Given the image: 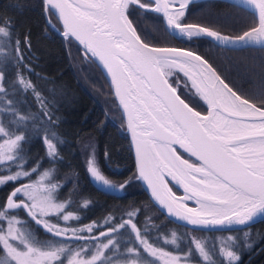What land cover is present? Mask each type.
Wrapping results in <instances>:
<instances>
[{
  "label": "snow or ice",
  "instance_id": "1",
  "mask_svg": "<svg viewBox=\"0 0 264 264\" xmlns=\"http://www.w3.org/2000/svg\"><path fill=\"white\" fill-rule=\"evenodd\" d=\"M193 2L42 0V7L49 25L54 16L62 26V38L68 43L77 42L86 59L97 60L106 68L113 94L122 109L123 127L133 141L137 169L134 178L147 183L152 197L167 214L201 229L248 225L264 215V99L257 106L255 98L233 87L208 59L195 51L146 42L137 31L131 13L134 9L162 13L168 28L188 40L206 36L228 46L264 44V0H247L255 10L256 19L248 30L235 37L188 23L185 17ZM30 35L26 31L21 38L14 23L0 21V94L8 93L9 65L16 69L19 84L31 87V82L20 72L21 69L33 71L30 67L33 57L28 55L32 52ZM177 68L191 80L189 90L195 89L206 102V114L190 106L169 83L168 77ZM261 77L264 94V67ZM36 97L41 105L45 104L38 92ZM7 103L11 106L13 102ZM9 111L13 116L18 115L14 109ZM43 114L51 122L46 108ZM26 119L19 116L21 122ZM40 139L49 158H61L58 145L49 135ZM28 140L27 129L13 130L0 122V168L7 169L0 174V187L14 185L0 206V247L12 264H65V260L67 264H121L122 256L139 258L141 250L164 264H192L188 259L191 250L183 256L173 255L149 243L148 232H141L133 222L135 211L128 212L127 219L122 217L118 223L113 222L115 217H109L104 222L107 227L96 222L83 227H61L46 219L55 216L68 222L80 217L68 210L70 201L61 202L51 195L56 183L49 181L37 188L31 182L38 163L30 169L17 167L22 165ZM175 145L187 153V158L177 152ZM86 170L109 191H124L132 183V178L118 184L106 177L95 161L94 148ZM48 175L44 172L41 180ZM170 182L182 186L184 195L177 196L169 187ZM189 201L195 206L190 207ZM89 203L85 201L83 207L87 208ZM18 209L53 237L65 239L58 246L36 241L30 233L15 227L20 223L15 216ZM126 228L138 243L122 253L117 237ZM244 238L245 247L251 248L247 243L250 232H245ZM76 241L77 247L69 246ZM195 248L205 260L211 259L202 243L196 241ZM240 251L233 236L226 237L219 248L228 264H240ZM124 264H137V259L125 258Z\"/></svg>",
  "mask_w": 264,
  "mask_h": 264
},
{
  "label": "trees",
  "instance_id": "2",
  "mask_svg": "<svg viewBox=\"0 0 264 264\" xmlns=\"http://www.w3.org/2000/svg\"><path fill=\"white\" fill-rule=\"evenodd\" d=\"M131 16L137 31L146 42L155 46H176L195 51L208 59L233 87L255 98L257 106L259 100L264 99L261 92L264 48L231 49L220 47L204 37L192 40L175 37L164 24L160 13L134 9ZM51 19L61 28L54 16ZM185 19L188 23H198L222 34L237 36L248 30L256 15L229 1L203 0L188 7ZM0 21L14 23L21 38L26 31L31 34L32 52L28 55L33 57L30 61L33 71L20 70L21 75L31 82V87L19 84L16 69L9 65L7 96L16 111L27 117V121L19 128L27 129L29 136L22 153L25 159L23 168L30 169L39 164L37 172L32 174V180L38 173L54 168L58 176L56 182L59 184L54 195L59 200L70 201L69 210L80 215L79 223L94 221L107 227L104 222L109 217L119 221L128 212L135 211L137 214L133 222L141 232H148V241H154L155 236L168 234L174 229L202 239L232 233L242 242H245L244 233L250 232L251 238L248 241L254 243V246L248 252H241L240 264H264V249L259 251L264 244V220L243 229L204 231L179 225L156 207L145 193L140 180L134 178L136 168L131 143L122 124V113L105 75L94 60L85 58L77 42L68 43L46 22L42 0H0ZM169 80L192 107L206 113L207 105L195 89L189 90L191 82L185 75L174 69ZM96 85L105 88L101 89L109 94L116 115L107 114L103 100L96 92ZM36 92L45 100L44 105L40 104ZM62 95L65 98L60 100ZM45 108L51 116V122L43 114ZM45 125L59 135L60 159L52 160L46 154L40 139L41 127ZM86 140L96 143L98 163L106 177L118 184L132 178V183L123 193L112 194L91 181L83 149ZM179 152L187 158L185 153ZM2 172L0 169V174ZM171 185L176 193H182ZM12 187V184L0 187V206ZM85 201H90L87 208L83 207ZM15 214L26 219L38 235L53 237L22 209L16 210ZM126 231L127 238L133 241V233L127 228L124 233ZM71 244L78 245L79 242Z\"/></svg>",
  "mask_w": 264,
  "mask_h": 264
},
{
  "label": "rangeland",
  "instance_id": "3",
  "mask_svg": "<svg viewBox=\"0 0 264 264\" xmlns=\"http://www.w3.org/2000/svg\"><path fill=\"white\" fill-rule=\"evenodd\" d=\"M101 88H104V87H102L101 85H96L95 89H96V92L98 93L99 97L101 98V100H103L102 103H104L107 114L110 116L116 115V111L114 110V105H113L112 101L110 100L109 94L104 93ZM52 94H53V90H52ZM9 98L10 97H8L7 95L0 94V122H3L6 127H11L13 130L20 129L19 126L23 125L27 121V119L24 122L19 121V116L21 114H19L12 105L11 106L8 105L7 101L10 100ZM64 98H65V96L62 95L60 97V100H62ZM10 108L14 109L18 115L13 116L12 112L9 111ZM46 127L50 128L47 125L41 127L42 131H40V135L41 136H43L45 134L49 135L50 138H52L53 142L58 145V142H59L58 133L51 128H50V130H47L48 128L46 129ZM53 133H54V135H52ZM92 148H94L95 161L97 164L99 162L98 157H97V153H96V143H94L90 140H86L84 142V147H83L84 156H85V165H87V162L89 160V154H90V151L92 150ZM58 151H59V149H58ZM22 155H24V154H22ZM24 160L22 162V165H18L17 167L23 168V164L25 162ZM52 160H54V159H52ZM98 166H99V164H98ZM0 169L3 171L2 174H4L7 171V169H4V168H0ZM46 171L49 173V175L47 177H45L43 180H41V177L43 176L44 172H46ZM57 178H58V176H57L56 170L54 168H52V169H47V170H44V171L38 173L37 177L34 180H32L31 182L35 185V187L39 188L41 184L47 185L49 183V181H51L52 183H56L57 188H58L59 184L56 182ZM55 190L51 193V195L54 198H56V196L54 195ZM57 200L61 201V202H69L68 200L67 201H62L59 199H57ZM69 206H70V204H69ZM69 209L70 208L68 207V210ZM73 213H74V215H78L80 217V215L77 212L73 211ZM15 216H16V219L20 222L19 224L15 225V227L20 228L22 232L30 233L35 238V240L41 242V244L46 243V242H50L53 245L58 246L59 243L65 239V238L62 239L59 237H57V238L56 237L55 238L54 237H42V236H40V234L38 235L36 233V230L30 224H28L26 219L20 217L18 214H15ZM125 218H127V215L124 217V219ZM46 219H49L53 224H57L61 227L65 226V225H71L72 227H83L84 225L89 224V223H85V224L79 223L78 220H70L68 222H64L62 220H59L55 216H49V217H46ZM92 222H94V221H92ZM92 222H90V223H92ZM113 222L118 223L119 221H117L115 219ZM99 224H101V223H99ZM125 234H128V232L126 231V233H124V229H121L120 235L117 237V239L120 241L122 253H126V249L128 247H135L138 243L135 240H133V241H132V239L130 240V237L127 238V236ZM173 234H175V235L173 236ZM228 236H233L236 238V236L232 233L219 234V235H216L213 237L211 236V237H206L203 239L200 237L199 238H193L190 234L180 232L177 229H174V230L170 231L168 234L157 235V236H155L154 241H148V242L153 244L154 247H159V248L163 249V251L170 252L173 255L183 256L185 253H187V252H189V250H191V255L188 257V259L192 262V264H228L227 259L222 254H220V252H219V248L223 245V243L225 242V238ZM148 239H149V237H148ZM173 239H175L174 244L171 243V241ZM196 241H199L200 243H202L205 246V249L208 251L209 256L211 257L210 260H205L204 257L199 254L198 250H196V248H195ZM237 242L239 244V247L241 246L240 255H241V259H242V253L241 252L242 251H245V252L250 251V249L254 246V243L247 241V243L252 245L251 248H248V247H245L246 241L242 242L240 239L239 240L237 239ZM69 246L75 248L78 245H72L70 243ZM89 248L92 249L93 246L90 244ZM105 255H107V253ZM125 258L137 259V264H153V262H155V264H164L163 260H160L157 257H153L149 253H145L142 250H141V254H140L139 258L131 257V256H127V257L122 256L121 264H124ZM0 264H12L10 257L7 255V252L2 247H0ZM65 264H67L66 260H65Z\"/></svg>",
  "mask_w": 264,
  "mask_h": 264
},
{
  "label": "water",
  "instance_id": "4",
  "mask_svg": "<svg viewBox=\"0 0 264 264\" xmlns=\"http://www.w3.org/2000/svg\"><path fill=\"white\" fill-rule=\"evenodd\" d=\"M199 1H203V0H194V2L193 3H195V2H199ZM225 1H229V2H232V3H234V4H236V5H239V6H242V7H244V8H246V9H248V10H250L251 12H253L254 14H255V10L252 8V6L247 2V0H225ZM192 3H190L189 4V6L191 5ZM188 6V7H189ZM160 15L162 16V19H163V22H164V24L166 25V27L168 28V26H167V23H166V19L163 17V14L162 13H160ZM55 31H57L60 35H61V28H62V26H61V28H59L55 23H53V21H52V24L50 25ZM168 30L175 36V37H183V36H181L178 32H173L171 29H169L168 28ZM222 34V33H221ZM222 35H225V34H222ZM228 36H230V35H228ZM201 37H204V38H207V39H209L212 43H214V44H216V45H218V46H220V47H224V48H231V49H240V48H246V47H260V48H264V44H259V43H252V44H248V45H243V44H241V45H237V46H228V45H222L221 43H219V42H216V41H214V40H212L211 38H208V37H206V36H201ZM232 37H235V36H232ZM153 46H155V45H153ZM162 47H176V46H162ZM181 48H183V47H181ZM187 49V48H186ZM201 55V54H200ZM95 62H96V64L99 66V68L101 69V71L103 72V74L105 75V77H106V79H107V81H108V83H109V85H110V87H111V90H112V92H113V88H112V86H111V83H110V75H109V73L107 72V70H106V68L103 66V64L102 63H100L99 61H97V60H94ZM210 63V62H209ZM175 70H177V71H179V72H181L178 68L177 69H175ZM183 75H184V73L183 72H181ZM188 78V77H187ZM189 79V78H188ZM168 80H169V77H168ZM189 81L191 82V80L189 79ZM169 83L173 86V87H175L172 83H171V81L169 80ZM177 94L178 95H180L179 94V92H178V90H177ZM114 95V94H113ZM181 96V95H180ZM115 97V96H114ZM201 97V96H200ZM181 98L182 99H184L182 96H181ZM115 99H116V102H117V104H118V106H119V101H118V98H116L115 97ZM203 100V99H202ZM204 101V100H203ZM187 102V101H186ZM205 102V101H204ZM205 104H206V102H205ZM207 105V104H206ZM191 106V105H190ZM119 108H120V111H121V113H122V109H121V107L119 106ZM202 114H206V113H202ZM122 116H123V113H122ZM124 118V117H123ZM127 132V131H126ZM128 133V132H127ZM128 137H129V140H130V143H131V147H132V153H133V158H134V163H135V168H136V156H135V151H134V145H133V141H132V139H131V136H130V134L128 133ZM175 148H176V150H177V152L180 154V152L179 151H181V152H183V153H185L184 152V150L182 149V148H180L179 147V145H175L174 146ZM186 155H187V153H185ZM182 155V154H181ZM137 170V169H136ZM90 177V176H89ZM90 179H91V181L97 186V187H99L100 189H102V190H104V191H107V192H110V193H112V194H121V193H123V191H109V190H106L105 188H104V186H102L99 182H97V181H94L93 180V178H91L90 177ZM141 182V184H142V186H143V188H144V191H145V193L148 195V197L152 200V202L156 205V207L166 216V217H168L169 219H171L172 221H174L175 223H177V224H179V225H183V226H185V227H189V228H193V229H198V230H204V231H230V230H237V229H243V228H246V227H248V226H251V225H253V224H256V223H258V222H260V221H262V220H264V215H262V216H258L256 219H254L252 222H249V224L248 225H234V226H231L230 228H224V229H201V228H197V227H195V226H191L190 224H188L187 222H185V221H181V220H179V219H177V218H174V217H171L169 214H167V211H166V209H164L161 205H159V203L154 199V197H152V195H151V190L148 188V186H147V183L146 182H144V181H140ZM171 184H173V185H175V182H170L169 183V187H172V185ZM175 187L176 188H178L182 193L181 194H178V193H176L175 191H174V189H173V187H172V190H173V192L177 195V196H182V195H184V192H183V188H182V186H180V185H175ZM189 206L191 207V206H195L194 205V203L193 202H191V201H189ZM30 217V216H29ZM31 218V217H30ZM32 219V218H31ZM40 226V225H39ZM62 238V237H61Z\"/></svg>",
  "mask_w": 264,
  "mask_h": 264
},
{
  "label": "flooded vegetation",
  "instance_id": "5",
  "mask_svg": "<svg viewBox=\"0 0 264 264\" xmlns=\"http://www.w3.org/2000/svg\"><path fill=\"white\" fill-rule=\"evenodd\" d=\"M98 164H99V163H98ZM99 168H100V166H99ZM100 170H101V169H100ZM262 249H264V244L259 248V251L262 250ZM250 258H252V256H251Z\"/></svg>",
  "mask_w": 264,
  "mask_h": 264
}]
</instances>
